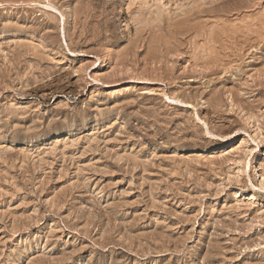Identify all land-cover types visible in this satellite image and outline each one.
<instances>
[{
    "label": "rangeland",
    "instance_id": "obj_1",
    "mask_svg": "<svg viewBox=\"0 0 264 264\" xmlns=\"http://www.w3.org/2000/svg\"><path fill=\"white\" fill-rule=\"evenodd\" d=\"M0 264H264V0H0Z\"/></svg>",
    "mask_w": 264,
    "mask_h": 264
},
{
    "label": "bare ground",
    "instance_id": "obj_2",
    "mask_svg": "<svg viewBox=\"0 0 264 264\" xmlns=\"http://www.w3.org/2000/svg\"><path fill=\"white\" fill-rule=\"evenodd\" d=\"M194 8V7H193ZM186 11V10H185ZM185 13V12H184ZM198 18V17H197ZM186 23V22H185ZM251 197V199L250 200H254L255 199V197H254V195H252V196H250Z\"/></svg>",
    "mask_w": 264,
    "mask_h": 264
}]
</instances>
